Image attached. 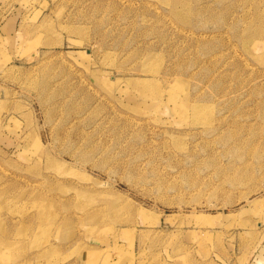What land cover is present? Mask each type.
I'll use <instances>...</instances> for the list:
<instances>
[{"label": "rangeland", "instance_id": "1", "mask_svg": "<svg viewBox=\"0 0 264 264\" xmlns=\"http://www.w3.org/2000/svg\"><path fill=\"white\" fill-rule=\"evenodd\" d=\"M263 243L264 0H0V264Z\"/></svg>", "mask_w": 264, "mask_h": 264}, {"label": "crops", "instance_id": "2", "mask_svg": "<svg viewBox=\"0 0 264 264\" xmlns=\"http://www.w3.org/2000/svg\"><path fill=\"white\" fill-rule=\"evenodd\" d=\"M200 234V231H191L189 235L194 236L195 238ZM195 244V241H192V244ZM198 246L193 247L194 250L197 249ZM243 247L242 254H230L227 251L226 255L220 256L218 258H207L204 259L198 258L194 252L187 254V251L181 253L176 260L174 261H164L162 264H264V243L259 246L254 247ZM251 250L250 256L246 255L248 251ZM253 249V250H252ZM233 251V250H230ZM239 253V252H238ZM184 256L183 258H181ZM107 257V258H105ZM105 258V259H104ZM99 260L98 264H140L138 260H134L132 254L126 255V258H118L117 256H104ZM88 264L87 260L84 259L83 263ZM149 264V263H148Z\"/></svg>", "mask_w": 264, "mask_h": 264}, {"label": "bare ground", "instance_id": "3", "mask_svg": "<svg viewBox=\"0 0 264 264\" xmlns=\"http://www.w3.org/2000/svg\"><path fill=\"white\" fill-rule=\"evenodd\" d=\"M249 31V30H248ZM244 32H245V30H244ZM246 33V32H245Z\"/></svg>", "mask_w": 264, "mask_h": 264}]
</instances>
